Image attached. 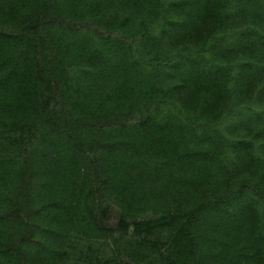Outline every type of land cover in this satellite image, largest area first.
<instances>
[{
    "label": "trees",
    "instance_id": "1",
    "mask_svg": "<svg viewBox=\"0 0 264 264\" xmlns=\"http://www.w3.org/2000/svg\"><path fill=\"white\" fill-rule=\"evenodd\" d=\"M0 264H264V0H0Z\"/></svg>",
    "mask_w": 264,
    "mask_h": 264
}]
</instances>
